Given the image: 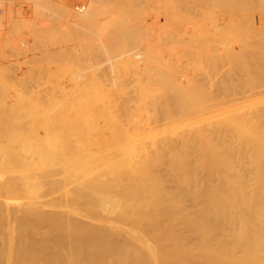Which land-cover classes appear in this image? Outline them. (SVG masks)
<instances>
[{"label": "bare ground", "instance_id": "6f19581e", "mask_svg": "<svg viewBox=\"0 0 264 264\" xmlns=\"http://www.w3.org/2000/svg\"><path fill=\"white\" fill-rule=\"evenodd\" d=\"M174 1L102 41L112 82L2 80L0 264H264V0L187 21ZM27 10L1 1L0 36Z\"/></svg>", "mask_w": 264, "mask_h": 264}, {"label": "rangeland", "instance_id": "374dc122", "mask_svg": "<svg viewBox=\"0 0 264 264\" xmlns=\"http://www.w3.org/2000/svg\"><path fill=\"white\" fill-rule=\"evenodd\" d=\"M1 1L6 0H0V2ZM11 1L16 4L17 8H21L22 11L23 9L28 10L23 13L25 18L22 20L18 19L9 34L0 36V87L2 85V80L9 79V77H13L10 81L16 83L17 79L14 78L12 72L19 71L22 77H25V79L28 78L27 80H32L34 78L32 82L34 83L35 81V91L43 87L44 89L42 88L41 94L47 95V89L45 88L50 86V92L55 91L59 100H63L64 96L58 91V87L68 86L70 83L74 82L75 79L76 81L77 79L80 81L81 76L79 75L85 77L88 83L91 84L100 82L101 79L104 80L107 74L111 75V64L109 60L113 56H106L108 54H104L106 57L102 58L104 55L100 52L101 46L105 40L108 41V38L111 36L114 37L113 35L116 33L119 41L122 36H130L133 34L143 35L144 32L152 35L153 33L151 34L149 31L135 29L133 26L135 23L134 20L136 21V18H138L140 21H143L146 17V19L151 21V19L153 20L155 16L160 14L151 11L152 8H149L152 7L148 5L151 3L149 2L151 0H145L146 3H142L141 1L143 0H50V5L39 0V4L42 7L37 9L34 4L36 0ZM228 1L231 0H219V2L218 0H177V2L174 1V3L176 2V9H180L177 11L178 15L187 21L190 19H204L209 13L208 10L214 8L212 6L216 4L217 10L225 9V6L228 7L231 4ZM237 2H240V0H237ZM237 2L234 1V4H240ZM226 3L227 5H225ZM220 5H224V7ZM238 7H236L237 12L240 11ZM138 10L140 12H138L139 14L137 15ZM145 11L148 12L146 13ZM142 12H145L144 14L146 15ZM220 14L223 13L220 12L218 15ZM160 16H162V14H160ZM148 20L147 24L149 23ZM121 22H126V26L128 24V27L125 26L124 29L116 31L118 23ZM145 33L144 35L146 36ZM38 34L43 38V44L40 42L37 45L33 44L36 42L35 40L37 39H35V36ZM149 34H147V36H150ZM79 36H81V39L83 37L84 41L82 42L85 43L81 45L82 47L77 49L79 51L77 54L78 57L74 58L75 55H72L71 50L73 51L76 47L72 39ZM26 38L30 41L33 39L30 44V49H32L31 52L34 51L32 53L29 52L31 55L26 54L27 56L23 55L24 57L17 56L10 49L11 47H9L8 42L13 39ZM60 46L63 47L61 48ZM60 48L63 51L61 53H59V51H61ZM121 48L122 47H120V49ZM122 50L123 48L121 51ZM126 50H130V47ZM45 52H47L48 55ZM42 55L46 59H43ZM38 57H40V59ZM119 57L117 56L118 62L117 59H115L116 57L114 58L115 62L119 63L124 56ZM121 65L122 64L118 66L117 64V73L125 72V68ZM190 70L191 69L188 71ZM103 72L105 73L104 75ZM107 78L110 82L114 81L112 76L107 75ZM108 79L106 82L109 81ZM39 83L43 85L40 86ZM35 85H39L40 87ZM6 100L0 89L1 104ZM249 179L250 175H248L247 181H249Z\"/></svg>", "mask_w": 264, "mask_h": 264}]
</instances>
